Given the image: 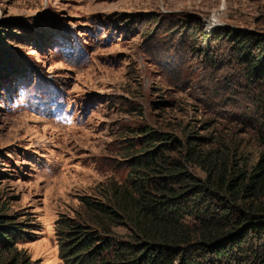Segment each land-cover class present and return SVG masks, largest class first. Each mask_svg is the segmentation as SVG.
<instances>
[{
	"label": "rangeland",
	"instance_id": "1",
	"mask_svg": "<svg viewBox=\"0 0 264 264\" xmlns=\"http://www.w3.org/2000/svg\"><path fill=\"white\" fill-rule=\"evenodd\" d=\"M262 42L264 0H0V200L32 236L17 250L63 264L56 221L129 178L138 129L241 146L253 163Z\"/></svg>",
	"mask_w": 264,
	"mask_h": 264
},
{
	"label": "trees",
	"instance_id": "2",
	"mask_svg": "<svg viewBox=\"0 0 264 264\" xmlns=\"http://www.w3.org/2000/svg\"><path fill=\"white\" fill-rule=\"evenodd\" d=\"M233 43L243 54L250 44ZM255 49L248 73L264 81V42ZM133 140L129 178L80 197L81 211L56 221L63 264H264V149L252 163L217 139L180 143L144 127ZM2 208L0 264H40L16 247L31 229Z\"/></svg>",
	"mask_w": 264,
	"mask_h": 264
}]
</instances>
